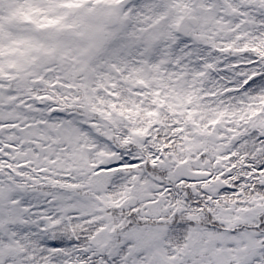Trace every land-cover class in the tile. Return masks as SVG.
Instances as JSON below:
<instances>
[{
    "label": "snow or ice",
    "instance_id": "snow-or-ice-1",
    "mask_svg": "<svg viewBox=\"0 0 264 264\" xmlns=\"http://www.w3.org/2000/svg\"><path fill=\"white\" fill-rule=\"evenodd\" d=\"M0 264H264V0H0Z\"/></svg>",
    "mask_w": 264,
    "mask_h": 264
}]
</instances>
